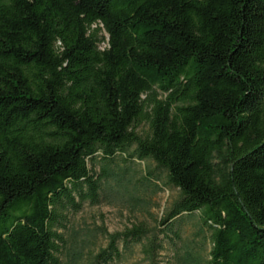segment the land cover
<instances>
[{
  "label": "trees",
  "instance_id": "obj_1",
  "mask_svg": "<svg viewBox=\"0 0 264 264\" xmlns=\"http://www.w3.org/2000/svg\"><path fill=\"white\" fill-rule=\"evenodd\" d=\"M160 175L178 198L157 228L91 264L132 244L157 264L196 213L210 251L180 264H264V0H0V264H78L70 215L104 185L148 207Z\"/></svg>",
  "mask_w": 264,
  "mask_h": 264
},
{
  "label": "rangeland",
  "instance_id": "obj_2",
  "mask_svg": "<svg viewBox=\"0 0 264 264\" xmlns=\"http://www.w3.org/2000/svg\"><path fill=\"white\" fill-rule=\"evenodd\" d=\"M137 131L145 133L147 124H142ZM147 166L154 167L150 161L143 163L134 161L132 164V168L140 175H143ZM100 167L101 161L98 159L95 164L96 173H99ZM158 186L159 189L154 195L151 194V189L145 195H139L149 202L148 207L132 208L129 203L125 202L127 197L123 192H107L105 196L107 200L103 199L106 189L104 185L100 193V204L91 205L86 202L80 212L70 215L67 230L61 231L65 240L69 242L75 236L77 241L87 238L88 242L82 250V258L78 264H91V258L98 253L100 248L106 247V234L121 233L139 224L154 231L158 226L157 222L178 198V191L167 184L164 175H160ZM160 237L162 238V235ZM169 238L171 239L164 240V249L158 256L157 264H180L178 258L184 256L187 248L191 252L199 253L203 263L207 259L211 247L209 233L201 225L198 213L192 215L190 219H186L180 228L179 239L172 235H169ZM67 247L69 249L62 251L61 254L63 263H67L69 260L67 253L72 254L75 250L70 242ZM121 248L122 244L120 243L119 249ZM122 256L120 261L112 264H150L142 254L140 245H129L126 250L122 251Z\"/></svg>",
  "mask_w": 264,
  "mask_h": 264
}]
</instances>
